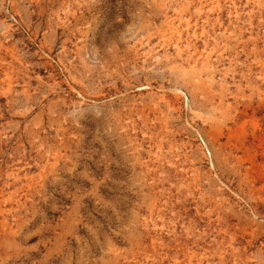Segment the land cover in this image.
Listing matches in <instances>:
<instances>
[{
    "label": "rangeland",
    "instance_id": "obj_1",
    "mask_svg": "<svg viewBox=\"0 0 264 264\" xmlns=\"http://www.w3.org/2000/svg\"><path fill=\"white\" fill-rule=\"evenodd\" d=\"M0 264H264V0H0Z\"/></svg>",
    "mask_w": 264,
    "mask_h": 264
}]
</instances>
